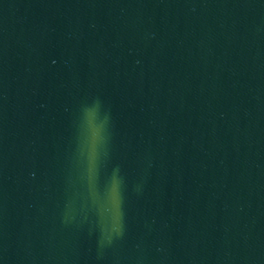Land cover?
I'll return each instance as SVG.
<instances>
[{
  "label": "water",
  "instance_id": "water-1",
  "mask_svg": "<svg viewBox=\"0 0 264 264\" xmlns=\"http://www.w3.org/2000/svg\"><path fill=\"white\" fill-rule=\"evenodd\" d=\"M0 264H264V0H0Z\"/></svg>",
  "mask_w": 264,
  "mask_h": 264
}]
</instances>
